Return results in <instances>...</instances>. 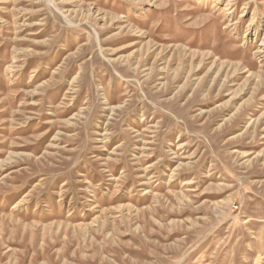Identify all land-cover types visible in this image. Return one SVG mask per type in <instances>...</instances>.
I'll list each match as a JSON object with an SVG mask.
<instances>
[{
  "label": "rangeland",
  "instance_id": "rangeland-1",
  "mask_svg": "<svg viewBox=\"0 0 264 264\" xmlns=\"http://www.w3.org/2000/svg\"><path fill=\"white\" fill-rule=\"evenodd\" d=\"M0 264H264V0H0Z\"/></svg>",
  "mask_w": 264,
  "mask_h": 264
}]
</instances>
